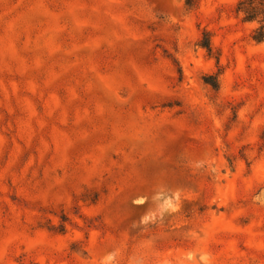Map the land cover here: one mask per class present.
<instances>
[{
  "label": "rangeland",
  "instance_id": "1",
  "mask_svg": "<svg viewBox=\"0 0 264 264\" xmlns=\"http://www.w3.org/2000/svg\"><path fill=\"white\" fill-rule=\"evenodd\" d=\"M240 1L0 0V264H264Z\"/></svg>",
  "mask_w": 264,
  "mask_h": 264
},
{
  "label": "trees",
  "instance_id": "2",
  "mask_svg": "<svg viewBox=\"0 0 264 264\" xmlns=\"http://www.w3.org/2000/svg\"><path fill=\"white\" fill-rule=\"evenodd\" d=\"M197 4L198 0H186V6L188 8H195ZM238 12L244 16L245 21L257 22L259 24L253 33L252 39L258 43L264 42V0H241L238 4ZM199 45L205 48L210 54H213L212 37L209 31H204ZM210 80L207 83L211 84L215 90H219L220 81L218 76H211ZM247 154L248 149L245 148L239 153V158L245 160L250 165L251 161ZM228 160L233 165L236 157L229 156Z\"/></svg>",
  "mask_w": 264,
  "mask_h": 264
}]
</instances>
